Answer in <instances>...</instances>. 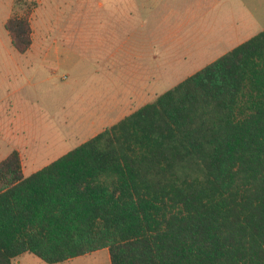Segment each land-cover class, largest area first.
I'll return each instance as SVG.
<instances>
[{
  "label": "trees",
  "instance_id": "obj_1",
  "mask_svg": "<svg viewBox=\"0 0 264 264\" xmlns=\"http://www.w3.org/2000/svg\"><path fill=\"white\" fill-rule=\"evenodd\" d=\"M33 45L28 15L5 25ZM264 264V31L26 177L0 162V264Z\"/></svg>",
  "mask_w": 264,
  "mask_h": 264
},
{
  "label": "rangeland",
  "instance_id": "obj_2",
  "mask_svg": "<svg viewBox=\"0 0 264 264\" xmlns=\"http://www.w3.org/2000/svg\"><path fill=\"white\" fill-rule=\"evenodd\" d=\"M25 15L20 54L5 25ZM262 31L264 0H0V162L19 151L28 177Z\"/></svg>",
  "mask_w": 264,
  "mask_h": 264
},
{
  "label": "crops",
  "instance_id": "obj_3",
  "mask_svg": "<svg viewBox=\"0 0 264 264\" xmlns=\"http://www.w3.org/2000/svg\"><path fill=\"white\" fill-rule=\"evenodd\" d=\"M241 45V44H240ZM236 48V47H235ZM23 171H24V167H23ZM25 175V174H24ZM102 251V250H101ZM100 251H97V252H94V253H91V254H88V255H85V256H81V257H77V258H74V259H71V260H68V261H65L63 263H59V264H74V262H76L77 260H83L81 261L82 263H75V264H96L94 263V261H91V259H89L93 254L95 253H98ZM24 255H31V254H24ZM22 255V256H24ZM22 256L18 257L17 259H15L13 261V264L14 262H16L19 258H21ZM34 256V255H33ZM36 257V256H35ZM38 258V257H37ZM41 260V259H40ZM111 264V263H110Z\"/></svg>",
  "mask_w": 264,
  "mask_h": 264
}]
</instances>
